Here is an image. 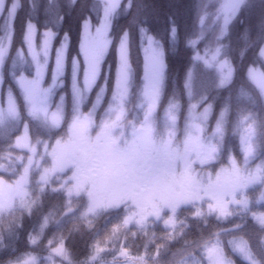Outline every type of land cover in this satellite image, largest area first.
I'll list each match as a JSON object with an SVG mask.
<instances>
[{"label":"trees","instance_id":"obj_1","mask_svg":"<svg viewBox=\"0 0 264 264\" xmlns=\"http://www.w3.org/2000/svg\"><path fill=\"white\" fill-rule=\"evenodd\" d=\"M206 2L119 0L110 18L109 43L88 87L83 81V30L86 23L99 24L103 2L3 0L0 181L14 185L27 176L28 184L23 195L0 211V264H208L205 245L212 243L232 264H264V227L255 220L264 215V97L248 75L250 68L264 75V0H241L217 35L210 30L202 34ZM217 4L206 5V11ZM29 26L37 48L45 33L52 34L40 85L41 91L49 90L47 113L39 118L30 114L31 105L18 83L36 71L26 44ZM149 37L160 45L164 65L151 111L144 53ZM121 43L128 64L123 91L117 88ZM61 49L63 61L55 68ZM216 50L218 60L234 69L226 86L219 84L216 62L212 67L204 63ZM10 96L15 117L9 115ZM149 114L155 142L166 139L181 148L197 135L196 127L201 129L199 141L211 148V156L194 165L203 181L232 164L242 173L257 170L260 179L247 190V208L229 204L232 215L220 219L208 213L211 201L203 198L180 204L175 212L162 208L157 216L130 201L113 202L102 193L89 192L70 169L43 178L33 167L38 160L49 166L52 149L70 139L72 149L78 118L87 121L89 136L108 131L124 143ZM53 115L56 124L51 123ZM24 137L30 148L20 145ZM170 218L171 223H165ZM234 239L247 244L250 258L234 249ZM58 246L59 254L53 252Z\"/></svg>","mask_w":264,"mask_h":264},{"label":"rangeland","instance_id":"obj_2","mask_svg":"<svg viewBox=\"0 0 264 264\" xmlns=\"http://www.w3.org/2000/svg\"><path fill=\"white\" fill-rule=\"evenodd\" d=\"M214 1H218L217 6L211 11H206V5H210V3ZM101 2H103V9L99 24L96 27H91L90 23H84L85 25L82 36L81 53L84 62L83 81L85 86L88 87L95 80L99 61L103 55L102 53L105 51V48L109 43L108 35L112 14L108 20L105 21L104 9L107 6V0H101ZM240 2L241 0H207L203 8L205 14L201 21V25L203 26L202 34H204L206 30L213 31L216 35L219 34V30L221 32L224 29L225 24L228 22L232 14L236 12ZM2 6L3 0H0V10ZM105 25L107 26V31L104 32L103 40H101L98 35V30L102 31ZM215 26L217 29H215ZM29 33H31V47H29V40L27 39ZM33 33L32 27L29 26L26 34V44L36 65L34 76L29 80L39 79L41 85L44 67L49 57L48 50L52 35L49 36L45 33L39 47L37 48L33 39ZM149 38L146 40L147 42L144 48V53L146 59L145 89L150 99L151 111L158 95V87L162 78V73L159 74V77L157 76L156 64L153 60L152 53L149 51ZM104 41H106V44H104ZM152 42L154 47L161 53L160 45L154 40H152ZM5 52L6 49H0V59H2ZM214 54L217 55V50L208 55L209 60ZM40 55L42 58L39 61ZM118 55L119 70L117 88L120 91H123L128 80V64L126 67L127 78L121 83L120 74L122 62L120 47ZM62 61L63 49H61L56 55L54 63L55 68H59ZM220 61L224 60H218L216 63H219ZM249 70L259 73V70L255 68H250ZM24 80L29 81L28 79ZM257 87L260 89L261 94L264 97V90L258 85ZM149 116L150 114L146 117V120L138 126V128L129 131L127 136L128 139L124 143L119 142V137L110 134L108 131H100V133H96L93 136H89L85 131L84 135L87 137V141H82L80 138V124L81 122H85L87 129V121L78 118L73 125L72 137L74 145L72 149H69L68 144H60L54 147L50 152L51 154H49V156L51 157V164L49 166H42L38 160L34 161L33 167H37L41 170V176L43 178L52 176L56 171L70 169L75 180L80 185L87 184L89 192L93 191L94 194L102 193L104 196H108L113 202H119L122 200L130 201L138 207H146L150 209V211H153V205H156L159 207V213L162 208H167L173 211L171 207L162 202L165 200H171L177 192H184L186 194L194 192V189L189 183L185 182L180 184L177 182L186 167L189 168V175L194 176L196 180L200 181L201 185H206L209 179L215 180L217 174L221 173L222 170L213 176L209 174L206 175L205 181L197 177L198 171L194 168V165H201L211 156V148L199 141L198 135L201 130L199 127H196L197 135L187 138L183 142L181 148H177L176 146L171 145L169 140L165 139V141L162 142H155L153 140L152 129L148 118ZM145 130L152 142L151 145H148L145 142ZM97 137H101V139L97 141ZM111 141H115L114 148L109 146ZM133 143L135 144L134 150L126 151ZM165 144L168 145L167 150L163 148V145ZM20 145L24 148H30L26 137L21 138ZM233 165L235 166V164H232L230 165V168L223 170L230 171L233 168ZM251 173L257 175V170L252 171ZM242 174L247 176L250 173L246 172ZM231 183L232 178H227L222 187H227ZM27 184V176L19 179L14 185H9L0 181V211L4 207L13 203L16 198L23 195ZM254 187L255 181L248 184L247 187L243 189L242 193L237 191L236 199L239 200L242 196L245 199L247 196L250 197V195H247V190ZM198 195L202 197L201 199L204 198L209 200L208 197L204 196L203 188L200 189ZM225 199L227 200L229 198L226 197ZM193 200L197 199L193 196L188 202Z\"/></svg>","mask_w":264,"mask_h":264},{"label":"snow or ice","instance_id":"obj_3","mask_svg":"<svg viewBox=\"0 0 264 264\" xmlns=\"http://www.w3.org/2000/svg\"><path fill=\"white\" fill-rule=\"evenodd\" d=\"M118 4H119V0H107V6L104 9L105 21H107L108 18L111 16V14L115 11ZM105 31H107L106 25L102 31L98 30V35L100 36L101 40H103V34ZM47 34L49 36L52 35L51 33H47ZM27 39L29 40V47H31V33L28 34ZM104 44H106V41H104ZM120 48H121V62H122L120 75H121V83H123V81L126 80L127 78V73H126L127 60L125 56V44L121 43ZM149 51L152 53L153 60L157 68V76L159 77V74L162 73L163 71L164 65L161 59V53L154 47L151 38H149ZM196 59H203V58L196 57ZM216 61H217V55L214 54L210 60H205L204 63L207 67H212L213 63H215ZM216 70L220 76L219 79L220 86H226L231 82L232 77L234 75V69L227 63V61H220L219 63H216ZM249 78L253 82H255L262 90H264V75L249 70ZM191 79H192V74L189 73L188 82H187L188 84H190ZM18 83L25 92V99L27 103L31 105V108L29 110L30 114L37 118H39L40 116H44L47 113V98H48L49 90H44L43 92L41 91L39 79L26 81L22 77ZM9 115L11 117L16 116V106L14 105L13 98L11 96L9 97ZM51 123L52 124L58 123L55 115L52 116ZM85 131H86V123L81 122L80 138L82 141L86 142L87 137L84 135ZM100 139L101 137H97V141H99ZM144 139L148 145L152 144L146 130H145ZM67 143L71 144L72 143L71 139ZM109 146L114 148L115 141H111V144ZM134 148H135V144L133 143L132 145L129 146V148L126 151L134 150ZM163 148L167 150L168 145L167 144L163 145ZM227 178H232V183L229 184L227 187H222V185L225 183V180ZM258 179H260V177L254 173H250L247 176L243 175L241 171L233 165V168L230 171L222 170L221 173L217 174L215 180L209 179L206 185H201L200 181L196 180L194 176L189 175V168L186 167L185 170L181 173V176L179 177V180L177 182L180 184H183L185 182L189 183L194 189V192L191 194H186L184 192H177L174 194L171 200H165L162 203L171 207L173 212H175L176 208L180 204L187 203L190 199L193 198V196L196 199H201L202 197H200L198 193L200 189L203 188L204 196L208 197V199L211 201V203H209L207 207L208 213L210 214L215 213L218 218L223 219L232 215V212L229 209V204H239L241 205L242 209L247 208L248 200L243 198V196L241 199L237 200L236 193L237 191H240L242 193L243 189H245L248 184ZM226 197L229 199L226 200L225 199ZM89 210L92 211L94 209H89ZM152 214L157 216L159 215L158 206L153 205ZM196 214L200 215V211L197 210ZM143 219L144 217L142 215L138 223H142ZM255 220L260 226L264 227V215L256 216ZM125 223H127V221H125ZM165 223H171V218L165 221ZM230 243H232L234 249L238 251L241 255H243L246 259L250 258V253L248 252V246L244 241L234 239L233 241H230ZM205 247H206L208 264H232V262L226 259L223 249L220 248L216 243H212L210 246L205 245ZM61 249L62 246H58L56 249H53V252L59 254L61 252ZM96 251L99 252L100 249H97ZM121 255H124V253H121ZM91 258L95 259V254ZM24 264H30V262L25 261Z\"/></svg>","mask_w":264,"mask_h":264}]
</instances>
